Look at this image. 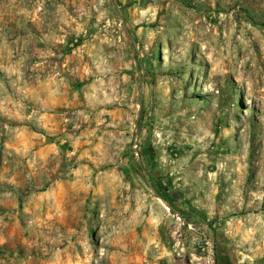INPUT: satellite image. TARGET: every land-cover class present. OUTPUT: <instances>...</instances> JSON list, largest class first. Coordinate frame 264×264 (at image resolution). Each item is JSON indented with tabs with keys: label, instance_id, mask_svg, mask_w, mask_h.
<instances>
[{
	"label": "rangeland",
	"instance_id": "rangeland-1",
	"mask_svg": "<svg viewBox=\"0 0 264 264\" xmlns=\"http://www.w3.org/2000/svg\"><path fill=\"white\" fill-rule=\"evenodd\" d=\"M0 264H264V0H0Z\"/></svg>",
	"mask_w": 264,
	"mask_h": 264
},
{
	"label": "water",
	"instance_id": "water-1",
	"mask_svg": "<svg viewBox=\"0 0 264 264\" xmlns=\"http://www.w3.org/2000/svg\"><path fill=\"white\" fill-rule=\"evenodd\" d=\"M140 105H141V101H140ZM157 196V198L159 199V197H158V195H156ZM162 201V200H161ZM163 203H165V202H163ZM166 206L173 212V214L174 215H177V212L170 206V205H167L166 204ZM179 217V216H178Z\"/></svg>",
	"mask_w": 264,
	"mask_h": 264
},
{
	"label": "trees",
	"instance_id": "trees-1",
	"mask_svg": "<svg viewBox=\"0 0 264 264\" xmlns=\"http://www.w3.org/2000/svg\"><path fill=\"white\" fill-rule=\"evenodd\" d=\"M163 200H164L165 202H169L167 198H163Z\"/></svg>",
	"mask_w": 264,
	"mask_h": 264
}]
</instances>
